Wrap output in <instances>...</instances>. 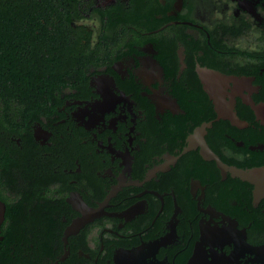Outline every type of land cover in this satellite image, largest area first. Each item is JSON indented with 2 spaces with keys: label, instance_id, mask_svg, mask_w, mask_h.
I'll return each instance as SVG.
<instances>
[{
  "label": "flooded vegetation",
  "instance_id": "af4514ba",
  "mask_svg": "<svg viewBox=\"0 0 264 264\" xmlns=\"http://www.w3.org/2000/svg\"><path fill=\"white\" fill-rule=\"evenodd\" d=\"M89 5L86 78L0 130L3 224L17 229L0 258L264 264V197L233 172L264 168V0Z\"/></svg>",
  "mask_w": 264,
  "mask_h": 264
},
{
  "label": "trees",
  "instance_id": "16d2710c",
  "mask_svg": "<svg viewBox=\"0 0 264 264\" xmlns=\"http://www.w3.org/2000/svg\"><path fill=\"white\" fill-rule=\"evenodd\" d=\"M83 4L84 0H0V130L25 127L52 103L55 93L86 78L97 52L91 48L93 32L80 23L90 8ZM7 206L6 221L12 216ZM16 230L4 223L1 236L8 239ZM0 248L4 253L3 240ZM0 264H5L3 258Z\"/></svg>",
  "mask_w": 264,
  "mask_h": 264
},
{
  "label": "water",
  "instance_id": "95a60500",
  "mask_svg": "<svg viewBox=\"0 0 264 264\" xmlns=\"http://www.w3.org/2000/svg\"><path fill=\"white\" fill-rule=\"evenodd\" d=\"M200 73H202L200 71ZM206 85H208L210 87V94L211 97L214 98L215 94L213 91V86H215V84L213 82H206ZM215 100V104L217 106V110L219 113H224V111L222 110V105H220V101ZM254 110L257 112V115L259 116V118L264 122V105L261 106H254ZM230 112V111H228ZM233 112H231L229 114V118L231 119V121L233 123H237L238 121V117L236 116V114H232ZM220 116H222L220 114ZM223 117V116H222ZM194 141H198V143L201 141L202 146L204 148V152L203 155L205 158L210 159V160H215L217 161V163L219 164V166L221 168L224 167L222 161L215 156L211 150L208 148V146L206 145L205 141L201 138L199 139L198 135L196 137H193L191 139V142L194 143ZM234 175L237 176L238 178H240L243 181H247L250 182L251 184H253L255 186V197L258 199L260 197H264V168L262 169H250V170H233ZM5 211H6V206L5 204L2 202V200L0 199V242L2 240V236H1V227L2 224L4 222L5 219Z\"/></svg>",
  "mask_w": 264,
  "mask_h": 264
}]
</instances>
